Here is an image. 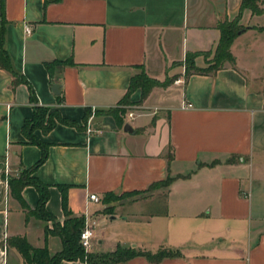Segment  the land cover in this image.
<instances>
[{
  "label": "crops",
  "instance_id": "obj_1",
  "mask_svg": "<svg viewBox=\"0 0 264 264\" xmlns=\"http://www.w3.org/2000/svg\"><path fill=\"white\" fill-rule=\"evenodd\" d=\"M240 5L3 0L4 48L25 83L0 67V165L13 177L41 157L22 133L34 107L28 84L38 106L68 122L33 132L48 154L32 177L48 187L45 209L58 222L65 219L60 187H67L71 216L93 215L89 253L178 251L157 262L136 254L111 264H264V13L242 11L246 30L230 47L233 64L189 75L184 64L198 54L195 67L212 65L218 25L236 19ZM68 60L73 64H57ZM142 71L165 86L144 98L137 89L126 99ZM167 177L169 186L150 188ZM20 196L36 208L33 186ZM26 214L15 198L0 194V242L22 236L33 247L46 245L50 255L59 252L61 239L45 234L52 221L33 214L26 221ZM8 257L9 264H24L14 246Z\"/></svg>",
  "mask_w": 264,
  "mask_h": 264
},
{
  "label": "trees",
  "instance_id": "obj_2",
  "mask_svg": "<svg viewBox=\"0 0 264 264\" xmlns=\"http://www.w3.org/2000/svg\"><path fill=\"white\" fill-rule=\"evenodd\" d=\"M58 0H45V4L54 3ZM262 4L261 0H241L239 15L236 19L232 21H224L218 25L220 31V39L214 51V57L207 68L200 69L194 66V59L198 54L187 55L185 59V69L186 75L191 73L204 74L217 71L221 69L224 63L233 64L234 60L230 52V47L235 40V38L246 30L245 27L239 25L240 15L243 10H249L254 15H261L264 13V9L260 7ZM3 0H0V67L10 73L15 78V83L23 82L18 74L13 70L8 53L4 48V28H3ZM57 64L62 66H70L73 63L68 60L65 62H58ZM30 101L34 104L32 118L26 120L22 126V133L27 141L31 144H36L41 148V157L38 162L28 170L21 171L18 177H8V188L9 195L15 198L21 205L23 209L27 210L26 221L30 214L36 215L39 219L44 221H52V229L45 228L46 236L48 234L57 235L62 242V249L50 255L48 249L43 247H33L31 246L24 237L22 236H12L6 239V243L10 246H14L24 260V264H59L61 260H86L89 263H99V264H111L117 261L128 259L136 254L144 255L150 261H160L163 257L177 255L178 251H173L171 249L159 250L155 253L149 251L135 252L132 249H122L117 247L115 251L110 253H103L100 255L91 254L85 252L80 244L79 236L84 225V218H77L71 216L67 208V197L66 191L67 187H60L62 192V206L64 209L65 219L63 223L58 222L53 215L48 213L45 209V203L48 198V187L38 181L36 178L32 177V173L43 164L47 158V147L41 144L33 135L36 129H40L43 133L49 132L57 122L61 124H67L68 122L62 119L57 112H50L48 119H45L48 108L40 107L36 103V98L32 89L29 87ZM155 86H165V83L160 84L156 80L148 78L142 71L140 74L134 76L130 82L128 88L127 97L130 93L137 89L141 90L142 98H144L151 88ZM125 99L124 102H127ZM172 159V153L167 154V160ZM3 170V163L0 165ZM2 178V177H1ZM4 178V177H3ZM172 182V179L167 177L164 181L152 185L150 188L155 187H167ZM26 186H33L39 193V199L34 210H30L23 198L20 196L21 190ZM140 193H132L131 195H139ZM108 198L117 200L120 197L113 195H106ZM3 242H0L2 245Z\"/></svg>",
  "mask_w": 264,
  "mask_h": 264
},
{
  "label": "built area",
  "instance_id": "obj_3",
  "mask_svg": "<svg viewBox=\"0 0 264 264\" xmlns=\"http://www.w3.org/2000/svg\"><path fill=\"white\" fill-rule=\"evenodd\" d=\"M25 33L26 35H29L31 33V28L30 27H25ZM184 81L183 80H177L175 83L176 84H182ZM191 105H187L186 107H190ZM139 107H133L132 110H138ZM128 118H133L134 117V112L129 111L127 113ZM88 133L92 131L91 124L88 123ZM2 173H4L5 177L3 179H0V189L3 196L9 195V188H8V176L9 173L8 171L2 170ZM90 200H93L95 202H98L99 198L96 195H90L89 196ZM96 225L95 218L93 217L92 214L88 213L87 211L84 214V225L83 228L80 232L79 236V241L81 246L85 251H88L90 246H91V240L94 236V228ZM6 252H7V243L4 241L2 244V247L0 248V264H7V258H6Z\"/></svg>",
  "mask_w": 264,
  "mask_h": 264
},
{
  "label": "rangeland",
  "instance_id": "obj_4",
  "mask_svg": "<svg viewBox=\"0 0 264 264\" xmlns=\"http://www.w3.org/2000/svg\"><path fill=\"white\" fill-rule=\"evenodd\" d=\"M261 1H262V3H264V0H261ZM213 57H214V54H213ZM213 57L211 58L210 62H212ZM263 70H264V69H263ZM49 114H50V112L47 113L45 119H48ZM20 173H21V171L17 174L16 177H18V176L20 175ZM1 177H2V178H1ZM3 177H5V175H4V173H2V169L0 168V179H3ZM8 177H11V176H8ZM0 192H1V189H0ZM127 196H128V195H127ZM127 196H121L120 198H124V197H127ZM133 196H134V195H133ZM10 219H11V218H10ZM11 220L13 221V218H12ZM225 240H227V239L225 238ZM1 247H2V245H0V248H1ZM9 247H13V246H10V245L7 244V252H6L7 264H9V257H8V248H9ZM85 252H88V253H89V251H85ZM12 264H14V261H12Z\"/></svg>",
  "mask_w": 264,
  "mask_h": 264
},
{
  "label": "water",
  "instance_id": "obj_5",
  "mask_svg": "<svg viewBox=\"0 0 264 264\" xmlns=\"http://www.w3.org/2000/svg\"><path fill=\"white\" fill-rule=\"evenodd\" d=\"M239 34H241V33H239Z\"/></svg>",
  "mask_w": 264,
  "mask_h": 264
}]
</instances>
